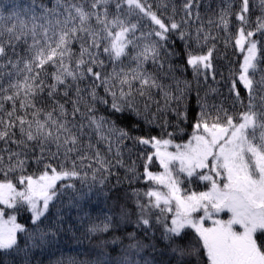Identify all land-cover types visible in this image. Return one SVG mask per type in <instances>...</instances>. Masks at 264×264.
Masks as SVG:
<instances>
[{
    "label": "snow or ice",
    "instance_id": "snow-or-ice-1",
    "mask_svg": "<svg viewBox=\"0 0 264 264\" xmlns=\"http://www.w3.org/2000/svg\"><path fill=\"white\" fill-rule=\"evenodd\" d=\"M254 11L260 15L253 28ZM233 16L235 33L229 31ZM213 25L224 29L225 47L240 57L226 78L238 109L231 113L216 102V87L203 95L197 87L192 94V84L207 82L210 71L216 80V44L193 52L217 39ZM257 33L264 37V0H239L238 11L232 0H220L215 12L203 0H157L156 10L148 0H31L22 12L0 14V253L24 252L26 258L29 241L37 246L45 239L44 221L61 192L58 181H87L88 172L80 171L87 168L92 181L99 175L104 185L112 167L120 166L129 184L144 180L149 187L133 189L134 208L115 202L88 231H126L135 216L150 242L126 232L117 238L130 241L121 259L102 252L97 264H159L133 258L145 248L155 253L156 240L168 256L164 264H191L193 257L200 264L205 258L206 264H264V40L255 39ZM176 40L183 42L180 52L169 44ZM177 56L183 59L179 68L171 62ZM189 70L191 80L174 75ZM167 113L175 125L160 119ZM141 121L160 135H133ZM185 122L191 135L177 143ZM127 141L153 150L141 153L142 172L135 161L124 164ZM154 161L163 171L150 170ZM30 162L42 166L38 174H26ZM182 175L206 182L207 190L182 194ZM21 209L29 214L26 224L8 214ZM221 213L228 218H218Z\"/></svg>",
    "mask_w": 264,
    "mask_h": 264
},
{
    "label": "trees",
    "instance_id": "trees-1",
    "mask_svg": "<svg viewBox=\"0 0 264 264\" xmlns=\"http://www.w3.org/2000/svg\"><path fill=\"white\" fill-rule=\"evenodd\" d=\"M232 2L234 5V11H238L239 0H232ZM256 2H258V0H252L253 4ZM148 3H152L153 9L156 10L157 0H148ZM175 3L179 5L182 3V0H175ZM203 3H211L212 10L215 12L217 5L220 4V0H203ZM30 4L31 0H0V14L8 16L13 10L22 12ZM160 11H164V9H160ZM168 12L170 13V6L168 8ZM201 12H205L203 6L201 8ZM211 14L212 13H209V15ZM258 15H260L259 11H254L252 13L250 17V27H255V20ZM177 18H179V16ZM144 24L148 25V22L144 21ZM237 25L238 22L235 17H231L229 31L235 33ZM144 30L147 31L148 28L145 27ZM211 31L212 35L216 36L217 39L215 41H209L202 49L193 47V52L198 53L206 51L207 47H210L212 43L216 44L217 50L213 54V70L216 73V80L213 81L211 79L210 71L207 82L201 80L198 86L196 83L192 84V94L195 95L197 87H199L201 95H203L204 91H206L209 86L216 87L221 93L220 96L216 97V102L219 103L223 101L224 107L231 113L238 109L232 108V100L228 94L226 78L228 77L229 70L237 66L236 61L240 59V57L238 55V50H235L231 45L225 47L224 40L227 38V33L222 27L217 28L213 25ZM255 39L264 40V37H262L260 33H257ZM169 44L171 47L175 48L177 52H180L183 42L176 40L174 44L169 41ZM171 62L177 68L183 65V59L181 56L173 57ZM262 66H264V64H262ZM149 70L152 71L154 69L149 66ZM174 75L180 80L192 79L190 70L184 72L183 74L181 71H176ZM165 82L167 83L172 81L169 79ZM101 94H103L102 91ZM100 107L102 108L103 106ZM155 110V106H153L152 111L155 112ZM160 119H167L172 125H175L176 123L175 116L172 113L161 114ZM181 127L184 131L182 133H177L175 136L176 142L179 143L188 139L192 131L187 122L182 124ZM167 131L175 132L176 130L174 127H168ZM132 134L137 136L149 134L158 136L160 135V129L155 125L150 127L141 121L139 128ZM93 142L95 143V140H93ZM98 147L100 148L102 154H105L109 159H112L113 154L106 152V145L100 144ZM151 151L153 150L148 146L134 145L131 141H127L126 147L122 149V159L125 166H130L133 161H135L138 171L142 172L143 160L141 159V153ZM89 154L91 155L92 153L89 152ZM84 163L87 165L89 161H85ZM92 163L93 167H96L95 163ZM41 168L42 166L38 167L34 162H30L26 174H38ZM160 169L161 167L159 166L158 161H154L150 166V170L153 172ZM80 171L81 175H83L84 171L88 172L87 181L72 178L70 180L66 179L57 182L58 187L61 188V192L58 199L50 206L48 218L44 221V224L47 226L45 231L48 233L45 239L42 242L37 241V246H32V242L29 241V248L25 249L27 252L26 258L24 257V252H20L16 255L0 253V264H13V262H15V264H21L22 259L24 260V264H97L98 259L101 258L102 252L107 253L109 259L118 261L121 259L120 253L130 243V241L124 239L123 244H121L117 238H122L126 235V232L135 231L137 232L138 238L146 245L150 242L145 238L143 230H140L135 226V216L131 218L132 223L129 224L126 231L108 233L104 235L88 231L91 223H98L99 219H103L105 214H110L107 210L110 209L115 202H119L121 204L126 203L130 208H134V197L132 196L133 189L143 191L149 187V185L144 180L133 181L129 184V181L126 178L128 175L126 167H112L111 175H108L104 185H101L98 182L99 179L102 178L99 175L97 177V182L92 181L91 170L84 168L80 169ZM117 180L120 182L117 183ZM181 180L183 181L181 188L186 193L191 191L198 192L207 190V183L199 180L195 176L187 178L182 175ZM66 185H72L73 187H64ZM82 193L86 195H81ZM8 214L17 215V222L19 223H28L27 217L29 214L23 209L16 213H12L10 210ZM224 215H226V213ZM153 231H156L157 236L159 235V231L157 229H153ZM194 235L195 234L191 230H187L188 240H193ZM20 238L21 247H23L25 237L23 234H20ZM113 239H117L116 244L107 243L106 246L103 248L101 247L105 241L110 242ZM155 243L158 249L155 253L152 252L151 248H145L133 258H143V260L146 261L156 259L159 264H164V262L168 260L167 255L161 254L164 249V245L159 240H156ZM191 264H200V258H191ZM204 264H206V258L204 259Z\"/></svg>",
    "mask_w": 264,
    "mask_h": 264
},
{
    "label": "rangeland",
    "instance_id": "rangeland-1",
    "mask_svg": "<svg viewBox=\"0 0 264 264\" xmlns=\"http://www.w3.org/2000/svg\"><path fill=\"white\" fill-rule=\"evenodd\" d=\"M187 141V139L184 141V142H186ZM177 143H179V142H177ZM182 143V142H181ZM170 151L171 150H174V149H169ZM161 171H163V169L161 168L160 170H158V171H155V172H161ZM203 191H206V190H203ZM198 192H201V191H198ZM189 193V192H188ZM182 194H187L186 192H184V191H182ZM202 214V213H201ZM225 213H221L220 214V216L218 217V218H220V219H227L228 218V215L226 214V215H224ZM205 226H211V221H206L205 222Z\"/></svg>",
    "mask_w": 264,
    "mask_h": 264
}]
</instances>
